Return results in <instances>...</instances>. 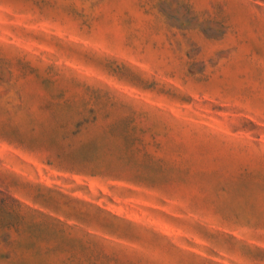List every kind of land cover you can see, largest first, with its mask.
Masks as SVG:
<instances>
[{
	"label": "rangeland",
	"instance_id": "rangeland-1",
	"mask_svg": "<svg viewBox=\"0 0 264 264\" xmlns=\"http://www.w3.org/2000/svg\"><path fill=\"white\" fill-rule=\"evenodd\" d=\"M0 264H264V0H0Z\"/></svg>",
	"mask_w": 264,
	"mask_h": 264
}]
</instances>
